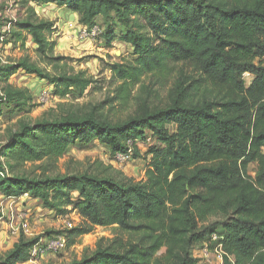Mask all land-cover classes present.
I'll use <instances>...</instances> for the list:
<instances>
[{
	"label": "trees",
	"instance_id": "trees-1",
	"mask_svg": "<svg viewBox=\"0 0 264 264\" xmlns=\"http://www.w3.org/2000/svg\"><path fill=\"white\" fill-rule=\"evenodd\" d=\"M25 1L66 7L86 26L97 16L115 13L125 28L119 40L137 56L134 64H113L120 89L146 73L164 72L170 61H194L203 78L193 86L177 81L165 107L141 98L139 113L126 121L110 123L92 112L81 118L65 115L25 126L21 140L9 145L24 162L55 161L70 146L94 139L113 154L127 153L131 142V155L139 158L138 142L143 144L148 132L159 145L147 152L143 179L119 182L86 172L42 179L9 176L0 177L2 194L27 193L56 214L72 206L82 222L68 230L69 245L95 226L115 228L112 238L69 264H197L191 248L213 232L215 223L205 222L216 216L224 218L218 222L222 232L215 231L223 264H264V67L248 87L242 79L264 53V0ZM127 5L142 7L153 34H141L129 24ZM55 28L51 20L36 19L30 6L25 18L16 19L7 41L29 36L56 68L65 57L53 56L48 36ZM18 70L47 80L61 97L82 96L93 82L82 71L50 73L24 60L0 66V76ZM202 81L210 86L202 88ZM169 125H176V131L170 132ZM31 136L37 138L35 146L21 144ZM250 162L258 164L254 177L247 173ZM38 241L20 237L0 264L27 262Z\"/></svg>",
	"mask_w": 264,
	"mask_h": 264
},
{
	"label": "rangeland",
	"instance_id": "rangeland-1",
	"mask_svg": "<svg viewBox=\"0 0 264 264\" xmlns=\"http://www.w3.org/2000/svg\"><path fill=\"white\" fill-rule=\"evenodd\" d=\"M33 7L36 19L51 20L55 30L48 39L54 42L53 56H63L55 68L52 63L38 50L31 38L25 35L24 41L8 42L10 32L14 29L16 19H22ZM130 6V5H129ZM127 17L129 24L141 34L151 33L146 23L143 9L135 5L129 9ZM75 14L69 19V14ZM123 22L115 13L108 18L97 16L91 26L79 22V15L66 7H58L53 3L26 2L25 0H0V66L26 61L46 72L65 71L67 73L84 72L92 77L93 82L83 93L76 96L69 93L59 96L53 84L40 79L33 74L18 70L12 74L0 76V177H28L42 179L64 175L90 173L98 176L112 177L116 181L125 182L127 179L138 181L145 177L149 163L150 146L159 143L147 131V140L138 142L139 158L123 159L101 144L97 139L88 143H78L70 146L66 152L55 161L41 160L24 162L15 157V151L9 149L11 140L19 139L22 129L37 122L57 120L65 115L81 118L92 112L99 119L110 123H120L139 113L141 98L147 96L149 105L165 107L168 103L169 92L177 81L182 85H191L203 78L194 61L168 62L164 72L146 73L136 82L126 83L120 89V82L113 77V64H134L137 56L130 44L119 40L124 33ZM25 33V32H23ZM106 34L112 36L109 42ZM264 41V36L262 37ZM254 69L244 72L242 79L246 87L256 78L258 68L264 67V53L254 60ZM204 82V81H202ZM210 86L204 82L202 88ZM7 91H11L8 97ZM127 92L128 97L123 96ZM6 96V97H5ZM170 132L176 131V125L167 126ZM36 136L24 137L22 143L36 145ZM21 139H19L20 141ZM21 146V145H20ZM23 146H21L22 148ZM19 148V147H18ZM258 171L257 162H250L247 173L254 177ZM22 197V198H21ZM77 193L72 198L77 199ZM8 207V208H6ZM6 208V209H5ZM26 219L28 230L23 231L21 222ZM221 216L211 217L205 225L215 223L213 232H222ZM82 220L72 206L67 207L66 213L56 214L55 211L44 208L41 201L30 197L27 193L20 196L7 197L0 191V225L5 223L15 242L20 237L37 238V251L30 252L27 262L17 264H69L90 255L99 242L105 243L116 233L114 227L95 226L90 233L78 238L74 244H68V230L81 224ZM13 237V236H12ZM63 238L64 246L48 249L47 240ZM203 242L191 248V254L197 258V264H223V251L216 247L215 242ZM12 248V247H11ZM11 248L9 250H11ZM204 249H207L205 252ZM7 247L0 249V263L8 251ZM164 252V248L159 254ZM233 260V257H231Z\"/></svg>",
	"mask_w": 264,
	"mask_h": 264
},
{
	"label": "built area",
	"instance_id": "built-area-1",
	"mask_svg": "<svg viewBox=\"0 0 264 264\" xmlns=\"http://www.w3.org/2000/svg\"><path fill=\"white\" fill-rule=\"evenodd\" d=\"M131 151H132V143L129 142L128 152L127 153H117V156L122 157L123 159L128 158L130 153H131ZM21 226H22L23 231H27L28 230V225H27V221H26L25 218L22 219ZM219 238L220 237H219V235L216 232H212L209 235L208 242H215L216 243V247L219 248L220 250H222V244L219 241ZM36 246L32 249V251L34 253L38 249ZM46 246H47L48 249H57L59 247H63L64 246V240H63V238H58L56 240H47ZM204 250H205V252L207 251V249H204Z\"/></svg>",
	"mask_w": 264,
	"mask_h": 264
},
{
	"label": "crops",
	"instance_id": "crops-1",
	"mask_svg": "<svg viewBox=\"0 0 264 264\" xmlns=\"http://www.w3.org/2000/svg\"><path fill=\"white\" fill-rule=\"evenodd\" d=\"M69 17H70V14H69ZM15 241H16L15 235H11L10 232L8 231V226L5 223H1L0 225V249L2 248V246H4V247H7V249L9 250L13 246ZM203 245H204V242L202 243V246Z\"/></svg>",
	"mask_w": 264,
	"mask_h": 264
},
{
	"label": "water",
	"instance_id": "water-1",
	"mask_svg": "<svg viewBox=\"0 0 264 264\" xmlns=\"http://www.w3.org/2000/svg\"><path fill=\"white\" fill-rule=\"evenodd\" d=\"M74 17H75V15L72 13V14H70L69 19L72 20V19H74Z\"/></svg>",
	"mask_w": 264,
	"mask_h": 264
}]
</instances>
